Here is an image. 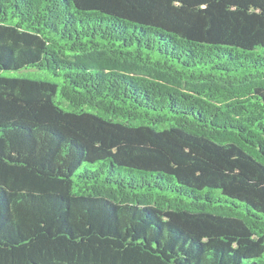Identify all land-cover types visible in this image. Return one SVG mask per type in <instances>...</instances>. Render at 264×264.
Instances as JSON below:
<instances>
[{"label": "trees", "instance_id": "16d2710c", "mask_svg": "<svg viewBox=\"0 0 264 264\" xmlns=\"http://www.w3.org/2000/svg\"><path fill=\"white\" fill-rule=\"evenodd\" d=\"M0 264H264V0H0Z\"/></svg>", "mask_w": 264, "mask_h": 264}]
</instances>
